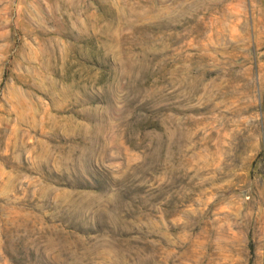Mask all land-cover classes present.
<instances>
[{
	"label": "rangeland",
	"instance_id": "rangeland-1",
	"mask_svg": "<svg viewBox=\"0 0 264 264\" xmlns=\"http://www.w3.org/2000/svg\"><path fill=\"white\" fill-rule=\"evenodd\" d=\"M0 264H264V0H0Z\"/></svg>",
	"mask_w": 264,
	"mask_h": 264
}]
</instances>
